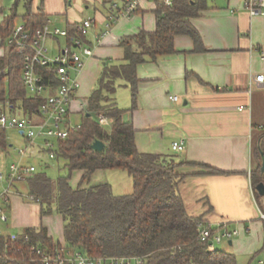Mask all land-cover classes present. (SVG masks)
Instances as JSON below:
<instances>
[{
    "label": "crops",
    "instance_id": "1",
    "mask_svg": "<svg viewBox=\"0 0 264 264\" xmlns=\"http://www.w3.org/2000/svg\"><path fill=\"white\" fill-rule=\"evenodd\" d=\"M17 1L0 0V24ZM123 1L34 0L33 8L38 11L41 6L53 27L65 29L93 16L99 21L95 32L100 33L113 14L112 4L122 5ZM205 5L198 16L191 18L205 50L196 51L190 35H176L175 53L138 65L136 108H132L131 87L124 79L117 80L112 99L125 109L124 120L134 124L140 152L173 156L182 162L176 172L185 176L179 191L188 214L203 217L213 228L226 225L239 230L221 248L234 254L237 264H264V219L260 215L264 212V196L255 192L252 183V172L258 166L255 150L264 135V81L252 82L253 75L264 74V14L250 15L244 0H206ZM157 9L152 0L142 2L137 13L115 21L100 44L91 34L87 43L94 45V55L87 58L80 74L81 87L70 117L72 113H86L88 98L105 64L124 62L121 38L144 29L155 30ZM17 10L24 13L23 0ZM17 23H23L21 17ZM5 52L0 36V56ZM170 95L180 99L174 101ZM107 125L111 126L110 121ZM177 140L185 142L182 152L172 149ZM34 147L43 150L37 143ZM209 167L222 173H212ZM103 175L104 170H97L82 187L110 184L106 178L100 180ZM18 183L8 193H0V208L8 221L0 220L12 229L3 232L0 228V232L14 235L26 227L45 226L50 236L66 245L64 217L59 213L43 216L40 202L26 199L18 188L12 190Z\"/></svg>",
    "mask_w": 264,
    "mask_h": 264
},
{
    "label": "trees",
    "instance_id": "2",
    "mask_svg": "<svg viewBox=\"0 0 264 264\" xmlns=\"http://www.w3.org/2000/svg\"><path fill=\"white\" fill-rule=\"evenodd\" d=\"M19 1L0 24V36L6 46L5 54L0 56V107L32 115L44 98L28 93L23 82L24 55L8 44V39L19 25L18 17L31 36L48 24L50 18L41 6L34 11V0H23L25 11L20 14ZM205 2L175 0L171 8L157 9L154 31L144 29L122 37L124 62L105 64L88 98L81 127L71 131L66 139L58 140L53 159L63 161L62 168L67 174L54 181L44 169H37L26 180L28 195L40 202L43 216L59 213L64 217L67 249L88 256H140L145 258L146 264H237L234 254L210 248L207 241L199 238L203 217L188 214L179 191L185 176L176 172V168L182 162L173 156L140 152L134 124L124 120L125 109L112 99L117 80L124 79L131 87L132 108H136L138 65L147 59L175 53L176 35H190L195 41V50H205L199 32L191 23V18L206 7ZM67 29L70 42L77 35L76 24ZM38 71L45 80L55 79L46 68ZM58 84L54 80V85ZM99 112L110 121V129L92 117ZM96 140L105 143L102 150L92 147ZM8 146L6 128H0V149ZM255 151L258 166L252 172L254 189L259 182H264V135ZM109 169L126 170L133 178V191L115 195L109 183L82 187L97 170ZM76 170L83 171V176L80 185L74 187L70 179ZM209 170L222 173L211 167ZM34 246L51 253L64 247L49 235L45 226L26 227L14 235L0 232V264H41Z\"/></svg>",
    "mask_w": 264,
    "mask_h": 264
},
{
    "label": "built area",
    "instance_id": "3",
    "mask_svg": "<svg viewBox=\"0 0 264 264\" xmlns=\"http://www.w3.org/2000/svg\"><path fill=\"white\" fill-rule=\"evenodd\" d=\"M146 0H124L122 5L118 2L112 4L113 14L100 33L95 32L97 21L94 17L83 19L76 23L77 35L72 37L71 41L63 47L59 52L53 55L49 54L47 42L50 38L68 37V29L53 27L51 20L48 24L38 29L35 35L31 36L26 29L25 23H20L13 34L8 39V44L15 46L19 53L25 58L23 68V82L31 96L43 97L36 113L23 114L13 113L9 109L0 107V128L17 129L26 137L30 146H34L38 138L43 139L41 149H47L50 158L55 157V145L50 141V137L57 139H66L70 132L81 127L80 123H73L70 119V111L72 103L81 87L80 74L86 65V60L94 55V45L87 43V35L92 31L96 44H100L102 39L110 34L113 23L120 16L129 17L137 13ZM157 8H171L175 0H152ZM245 9L252 16L264 14V0H244ZM165 13V11H164ZM95 32V33H94ZM46 68L48 73L54 76V80L58 81V85H54V80H45L44 76L38 71L39 68ZM264 81V74H256L252 76L253 83H261ZM170 99L177 101L180 99L178 95H170ZM98 122L106 126L109 121L102 113L98 114ZM172 149L175 152H182L185 149V142L177 140L173 142ZM28 149H19L22 156L27 154ZM37 171L34 164L23 161L22 159L13 162L10 165L7 174L0 172V179L7 178L8 188L4 193H8L11 186L18 181H26ZM7 198V196H6ZM30 199L35 197L30 195ZM37 201V200H36ZM261 218L264 219V212H261ZM0 219L4 222L8 221V215L0 208ZM215 229V230H214ZM239 234V230L230 229L226 225L213 228L211 224L204 220L199 226V238L207 241L210 248H215L224 240H229ZM33 250L40 255L41 264H146L144 257L140 256H88L79 251L73 252L65 246L62 250L51 253L47 250L34 246Z\"/></svg>",
    "mask_w": 264,
    "mask_h": 264
},
{
    "label": "rangeland",
    "instance_id": "4",
    "mask_svg": "<svg viewBox=\"0 0 264 264\" xmlns=\"http://www.w3.org/2000/svg\"><path fill=\"white\" fill-rule=\"evenodd\" d=\"M219 2V0H217ZM121 5V4H120ZM23 6V3L21 4V7ZM85 13L88 11H92V8L90 10H84ZM21 12V10H20ZM93 17V16H92ZM90 17V18H92ZM53 19V17H51ZM20 20V17H19ZM97 23L99 22L96 18ZM58 27V26H57ZM61 29H65L62 27H59ZM92 31L87 35V38L90 39ZM59 41H57L55 38H50L47 42V45L49 47V54L53 55L59 52L60 47H63L66 45V38L59 37ZM118 88V86L116 87ZM80 91V89H79ZM83 91V88L81 92ZM7 95H9V90H7ZM83 114L81 113H72L71 114V121L73 123H81L83 121ZM92 117L95 120H98V115L95 113L92 115ZM111 126L106 125V129H110ZM6 136L8 140V148L7 149H0V172L7 174L10 168V165L13 162H17L21 159H24L28 161L31 164H34L37 169H44L48 175L55 181L60 175H66L67 171L62 168V162L61 160L50 158L49 151L47 149H44L42 151H39L38 148L34 146H30L27 142V139L25 136L21 135L20 132L17 129L14 128H6ZM52 143H54L55 148L58 146V141L54 137L49 138ZM36 143L39 144L41 147L43 146V139L38 138L36 140ZM19 149H28L27 154L25 156H22L19 152ZM47 166V167H46ZM82 172L79 170H76L73 172L72 177L70 179V183L72 186H79V183L81 182ZM95 177V176H94ZM98 178V176L95 177V180ZM105 180L108 179L112 186V191L115 195H122V194H128L133 191V178L131 175L126 171L122 169H109L104 170V175L102 177ZM8 181L7 178L0 179V193H4V189L8 187ZM18 184H15L12 190L15 191L16 188H18L21 192H23L25 195H23L26 199L29 198L28 195V183L26 181H18ZM96 182V181H94ZM17 183V182H15ZM16 186V187H15ZM2 198H0V204H2ZM0 228L3 232H12V229H8V227L0 220ZM19 233L18 231L14 234ZM227 240L222 241L220 244L216 246V248L221 249L224 248L226 245ZM87 264H95V263H87Z\"/></svg>",
    "mask_w": 264,
    "mask_h": 264
},
{
    "label": "water",
    "instance_id": "5",
    "mask_svg": "<svg viewBox=\"0 0 264 264\" xmlns=\"http://www.w3.org/2000/svg\"><path fill=\"white\" fill-rule=\"evenodd\" d=\"M88 116H90V113H88ZM92 147L96 150H102L105 147V143L101 140H96ZM255 190L259 195L264 196V182H259L256 185Z\"/></svg>",
    "mask_w": 264,
    "mask_h": 264
}]
</instances>
